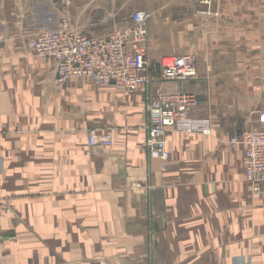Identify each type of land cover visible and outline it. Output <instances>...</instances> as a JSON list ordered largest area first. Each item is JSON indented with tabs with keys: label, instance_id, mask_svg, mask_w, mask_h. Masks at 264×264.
Returning <instances> with one entry per match:
<instances>
[{
	"label": "crops",
	"instance_id": "obj_1",
	"mask_svg": "<svg viewBox=\"0 0 264 264\" xmlns=\"http://www.w3.org/2000/svg\"><path fill=\"white\" fill-rule=\"evenodd\" d=\"M12 2L0 0V264H264V182H245L231 143L264 110V0H25L28 26L67 15L91 38L151 14L148 94L189 92L190 117L211 125L167 131V162L145 149L144 89L57 85ZM168 56L192 57L196 77L158 82ZM91 129L112 147H90Z\"/></svg>",
	"mask_w": 264,
	"mask_h": 264
},
{
	"label": "built area",
	"instance_id": "obj_2",
	"mask_svg": "<svg viewBox=\"0 0 264 264\" xmlns=\"http://www.w3.org/2000/svg\"><path fill=\"white\" fill-rule=\"evenodd\" d=\"M18 0L14 10L16 26L26 34L28 49L35 57L52 61L56 84L67 80H87L99 88L113 87L121 93L132 94L143 88L146 113L145 149L152 156L167 162L165 136L167 131L182 135H211V125L205 119H193L190 112L197 108V97L189 92L148 94L156 81L151 74L147 52V28L151 14L138 10L130 16V25L103 37H88L73 25L67 15L55 26H28L27 8ZM51 19H44L48 24ZM43 23V24H44ZM157 81L184 82L196 77L195 61L189 56H168L158 62ZM258 126L234 137L231 143L244 147L242 165L244 180L258 191L264 182V110L257 114ZM90 147L110 148L109 133L91 129L87 134Z\"/></svg>",
	"mask_w": 264,
	"mask_h": 264
},
{
	"label": "rangeland",
	"instance_id": "obj_3",
	"mask_svg": "<svg viewBox=\"0 0 264 264\" xmlns=\"http://www.w3.org/2000/svg\"><path fill=\"white\" fill-rule=\"evenodd\" d=\"M13 1H14V0H13ZM15 1H16V2H12V9H13V12H14V10L16 9V5H17V3H18V2H17L18 0H15ZM22 3L25 4V1H23ZM29 3H30V2H29ZM28 8H29V6H28Z\"/></svg>",
	"mask_w": 264,
	"mask_h": 264
}]
</instances>
